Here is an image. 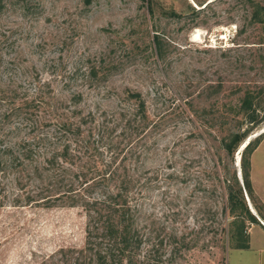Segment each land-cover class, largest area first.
<instances>
[{"label":"rangeland","instance_id":"rangeland-1","mask_svg":"<svg viewBox=\"0 0 264 264\" xmlns=\"http://www.w3.org/2000/svg\"><path fill=\"white\" fill-rule=\"evenodd\" d=\"M256 1L264 6V0ZM151 2L153 17L139 0H90L88 5L84 0H3L0 91L31 93L34 77L55 80L53 90H68L64 96L84 95V112L97 106L129 108L128 93H140L149 120L164 121L147 140L156 146L143 168L151 182L139 195V230L146 242L140 254L149 244L162 254L163 264H264V236L221 212L226 196L213 174L225 179L235 170L243 184L237 160L245 141L233 162L218 151L222 135L237 130L219 116L238 105L246 90H263L259 110L264 113V25H249L245 0L210 4L197 19L206 22L199 28L170 16L187 13L188 4L199 9L192 0ZM156 33L163 36L162 59L152 43ZM3 109L0 102V115ZM263 129L264 120L245 140L255 141ZM249 180L255 202L264 205V135L249 155ZM243 196L250 212L254 203L244 189ZM85 224L80 208H0V264H71L73 250L84 244ZM175 233L177 243L169 237ZM241 235L249 245L237 251Z\"/></svg>","mask_w":264,"mask_h":264},{"label":"trees","instance_id":"trees-1","mask_svg":"<svg viewBox=\"0 0 264 264\" xmlns=\"http://www.w3.org/2000/svg\"><path fill=\"white\" fill-rule=\"evenodd\" d=\"M139 1L146 3L153 17L151 0ZM192 1L199 9L188 4L187 13L172 11L170 16L178 21L189 20L192 28H199L206 24L197 22L200 14L218 0L206 4ZM84 2L88 5L90 0ZM245 3L249 25H264V6L256 0ZM241 33L242 29L237 36ZM162 37L156 33L152 38L160 59L164 52ZM59 73L52 75L62 78ZM73 76L75 73L68 78L75 79ZM33 79L36 86L31 93L14 88L0 91V102L5 105L0 115V208L32 205L80 208L85 216V241L82 248L73 250L71 264H163L155 245L147 244L140 254L146 242L139 230L138 208L140 192L151 182L144 177L148 171L143 168L153 154L155 142L147 140L160 128L163 118L157 122L149 120L146 104L138 92L128 93L127 99L133 103L129 108L102 110L97 106L96 110L84 112L80 107L84 100L82 93L71 92L66 97L63 92L68 90H53L55 80ZM32 84L30 81L29 85ZM68 86L67 83L65 87ZM261 96L263 90H246L238 96V105L219 116L237 127L218 141V151L224 152L230 161L240 144L264 120V113L261 115L259 110ZM193 115L201 121L199 114ZM263 135L248 142L241 153L242 185L235 170L225 179L213 172L226 196L221 212H226L227 219L260 225L247 208L244 189L264 222V205L255 202L249 180V155ZM220 230L224 233L225 227L221 225ZM176 235H169L173 243L178 242ZM241 236L242 242L236 247L247 248L248 238Z\"/></svg>","mask_w":264,"mask_h":264},{"label":"crops","instance_id":"crops-1","mask_svg":"<svg viewBox=\"0 0 264 264\" xmlns=\"http://www.w3.org/2000/svg\"><path fill=\"white\" fill-rule=\"evenodd\" d=\"M252 211H255V209H253ZM254 213V212H253ZM252 214V213H251ZM253 215V214H252ZM254 216V215H253ZM257 220L259 221L260 225H257V224H251V223H248L250 225H252V228H250L249 232L253 229V228H258L260 230V232L262 233V235L264 236V222L258 217L257 214H255ZM261 235V236H262ZM249 245V244H248ZM251 248V247H250ZM248 248H238L236 247L235 250L237 251H243V250H247Z\"/></svg>","mask_w":264,"mask_h":264},{"label":"water","instance_id":"water-1","mask_svg":"<svg viewBox=\"0 0 264 264\" xmlns=\"http://www.w3.org/2000/svg\"><path fill=\"white\" fill-rule=\"evenodd\" d=\"M211 1H209L208 3H210ZM193 5H194V3L193 2H191ZM195 6V5H194ZM196 7V6H195ZM264 133V129L263 130H261L260 132H259V134L258 135H261V134H263ZM248 139L247 140H245V142L241 145V147H239V150L238 151H240V149L242 148V146H244L245 147V145H247L248 144ZM247 142V143H246ZM244 149V148H243ZM242 149V150H243ZM241 150V151H242ZM238 161V163L240 162V157H239V159L237 160ZM250 212L255 216V214L253 213V211L252 210H250ZM256 217V216H255Z\"/></svg>","mask_w":264,"mask_h":264},{"label":"bare ground","instance_id":"bare-ground-1","mask_svg":"<svg viewBox=\"0 0 264 264\" xmlns=\"http://www.w3.org/2000/svg\"><path fill=\"white\" fill-rule=\"evenodd\" d=\"M196 33V32H195ZM195 33H193L194 35H196L195 37H194V41H196L197 40V38H198V35H197V33L195 34ZM192 34V35H193ZM199 36H200V34H199Z\"/></svg>","mask_w":264,"mask_h":264}]
</instances>
